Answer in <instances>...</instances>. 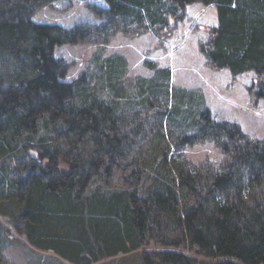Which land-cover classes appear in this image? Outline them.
<instances>
[{
    "label": "trees",
    "instance_id": "1",
    "mask_svg": "<svg viewBox=\"0 0 264 264\" xmlns=\"http://www.w3.org/2000/svg\"><path fill=\"white\" fill-rule=\"evenodd\" d=\"M53 1L0 0V214L32 245L60 243L75 264H117L103 261L136 250L138 264H264V137L213 117L203 92L173 85L171 67L151 61L153 75L129 87L126 57L98 52L69 81L55 54L174 28L202 2L219 19L206 28L210 64L264 77V0H105L91 6L97 23L35 20ZM206 142L218 166L177 158ZM6 230L0 222V258Z\"/></svg>",
    "mask_w": 264,
    "mask_h": 264
},
{
    "label": "rangeland",
    "instance_id": "2",
    "mask_svg": "<svg viewBox=\"0 0 264 264\" xmlns=\"http://www.w3.org/2000/svg\"><path fill=\"white\" fill-rule=\"evenodd\" d=\"M93 4L106 5L105 0H54L39 8L34 19L56 22L67 27L80 22L97 23L100 19L91 8ZM214 4L194 2L186 6L182 18L174 28L153 31H134L117 33L107 39L79 44L57 46L55 54L64 58L69 66L67 80L77 78L91 64L94 54L104 56L122 54L128 63L126 84L131 87L136 76H151L154 73L151 61L158 66L171 67L172 83L188 89L203 92L206 105L216 119L238 122L245 132L253 137H264V97H256L249 91L264 83V77L255 71H247L234 76L227 69L214 68L202 51L206 47L210 33L206 29L217 21ZM264 87V84H262ZM179 158L187 167L211 162L218 166L222 154L212 142L186 146L176 150ZM0 222L7 230L4 239L0 264H75L76 256L60 243L55 250L32 245L27 236L20 233L8 216L0 214ZM41 229V227H40ZM151 248L156 247L151 244ZM140 251L120 253L105 259L117 264H138ZM187 251L199 260L204 257L196 249ZM110 264V263H109Z\"/></svg>",
    "mask_w": 264,
    "mask_h": 264
},
{
    "label": "crops",
    "instance_id": "3",
    "mask_svg": "<svg viewBox=\"0 0 264 264\" xmlns=\"http://www.w3.org/2000/svg\"><path fill=\"white\" fill-rule=\"evenodd\" d=\"M216 8V7H215ZM217 10V9H216ZM219 24V19H218V16H217V21H216V24H214L213 26H217Z\"/></svg>",
    "mask_w": 264,
    "mask_h": 264
}]
</instances>
